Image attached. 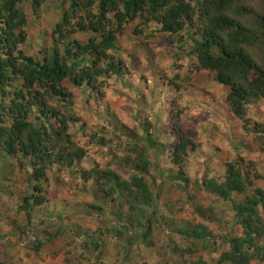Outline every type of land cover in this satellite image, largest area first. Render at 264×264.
<instances>
[{"label": "rangeland", "instance_id": "obj_1", "mask_svg": "<svg viewBox=\"0 0 264 264\" xmlns=\"http://www.w3.org/2000/svg\"><path fill=\"white\" fill-rule=\"evenodd\" d=\"M78 2L76 18L79 16L80 21L86 17H91L92 21L99 19L97 0H78ZM248 2L249 5L257 9L255 0ZM19 6L26 14L27 22L21 28L22 32L18 31L22 34L18 48L36 60H42L44 56L59 51L60 42L70 34L66 33L65 29L62 30V33L58 31V25L64 22L66 11L71 9L70 2L45 0L41 5L34 7L31 0H22ZM94 6L96 10L93 12L91 9ZM80 13H84V15L81 16ZM109 13L106 14L104 21ZM113 19L116 20L115 16ZM200 24L188 25L186 30L182 31L183 35L180 36V41H183L187 36L193 44V39L202 34V28L199 33L196 32L197 27L201 26ZM81 25L84 24L77 25L78 38L72 40L71 43H73L65 46V49L68 47L71 51V46L75 45L77 50L81 45V39L90 40L99 37L102 40L105 37L102 33L97 32L91 23L87 26ZM133 34H135V30H133ZM49 42H51V47H49ZM169 43L172 44V41L170 40ZM7 50L8 47H4V55ZM109 51L115 52L116 50L109 49ZM120 62H125L123 57H120ZM215 74L213 71L206 76L204 89L210 96L223 99L227 97L230 88L221 84ZM139 79L143 81L146 80V77L140 76ZM21 81H25V79L22 77L17 78L14 82L10 81L11 84L9 82L6 92L0 89V102L4 101L2 103L5 105L12 104L13 101L24 104V109L27 111L25 120L29 127L43 129L49 135L51 139L49 148L54 159L42 165L43 174H40L37 179L34 167L39 162L26 151L25 147L19 144L17 151L8 153L5 148L0 146V159L15 161V168L28 176L23 189L13 190L0 185V241L7 239V246L22 245V250L26 249L23 251L20 264H123L126 259H129L127 262L130 264H185L179 260L181 258L179 251L173 253V249L177 243L179 245L176 247H182L188 242L187 239H184L187 238L184 235L186 224L189 221V224L199 227L198 231H200V223L208 224L209 241L202 242L203 239L200 240L198 251L186 254L184 260H191L190 264H231L227 260L220 262V256L230 249V239L246 235L244 227L239 222H235L236 216L231 202L221 201L216 194L205 190L204 184L199 181H197L195 192H185L181 180H175L173 186L161 183L157 188L158 177H150L147 171H143L141 175L149 190L143 196L141 192L131 196L123 183L129 181L137 171L130 175H122L116 168L107 170L109 171L107 177L105 176L107 171L99 175L97 184L100 187L98 191L88 190L86 187L88 180L85 179V176L90 174L89 170L81 168V171H72L71 169L77 163L78 156L82 166L83 155L88 151L93 148L96 151L107 149L105 138L101 137L98 143L93 144L88 142L87 137H84L82 146L76 152H69L67 147L54 142L53 136L58 139L60 132L51 130L50 120L51 116L60 114L61 106L58 105L55 108L56 112L50 110L51 116H49V110L41 99L40 92H36L33 96L29 90L32 85L25 86L26 84ZM72 83L75 84L73 81ZM113 83L114 81L110 79L107 90L100 93L101 96L112 97L105 105L104 115L119 113L121 117L127 118L126 93L121 94L127 84L121 80L115 82V88H113ZM71 93L73 98L70 103L75 109L76 99L74 93L72 91ZM252 99L247 104V111L242 118L236 116L229 106L231 109L229 119L235 121L232 127L236 131L233 133L232 140L227 138L219 140L216 150L223 152L228 157L236 155L237 164L243 169L251 171L250 176L254 181L252 187L256 188L264 187V178L252 177L257 171V167L264 171V147H261L263 143L260 139L261 131L264 130V121L260 119L259 109L252 104ZM34 103L45 107V110L40 112V116L35 117L37 122L43 118L44 123H41L39 127H34L29 121L31 106ZM83 104L88 105V99H85ZM99 107L100 105H97V108ZM7 113L11 112L1 105L0 125L4 122L5 125L11 126L12 118L7 116ZM84 116H89L94 127L97 126L96 122L101 119V113L95 111L77 116L76 121L83 119ZM253 120L261 122L259 132L255 130L259 124L253 125ZM61 123L64 130L69 132L67 138L69 147H75L71 140V128L65 121L62 120ZM99 127L101 131L104 130L103 125H99ZM94 139L95 137H93ZM54 150H58L59 156H64V162L58 164ZM68 153L71 155L72 162L65 157ZM93 154L95 155V153ZM38 184L42 187L40 192L42 202L31 197L25 208L23 198L31 196L33 193H39L36 189ZM242 197L244 196L238 195L235 196V199ZM208 206L213 209L205 208ZM69 208L74 209L77 213L86 211L89 216L94 212L101 215L107 212L100 222V226L96 227V232L100 236L109 235L111 241L101 243L90 228H82L73 224V216L65 214ZM258 211L261 212L264 223V209L258 207ZM150 225L152 226L151 235L145 236L144 233L146 230L149 232ZM251 233L252 235L249 236L251 246H244V250L253 252L252 264H264V232L259 235L256 229H252ZM9 237L11 239H8ZM191 239L189 242L192 241ZM25 240H28V243H25ZM176 259H178V263Z\"/></svg>", "mask_w": 264, "mask_h": 264}, {"label": "clouds", "instance_id": "obj_2", "mask_svg": "<svg viewBox=\"0 0 264 264\" xmlns=\"http://www.w3.org/2000/svg\"><path fill=\"white\" fill-rule=\"evenodd\" d=\"M175 4L176 0H171L170 5L153 13L150 0H146L143 13H138L135 20L127 21L122 26L117 25L113 19L115 13L110 12L103 22L102 34L115 37L111 44H104L99 37L95 43L81 39V47L88 51L73 60L64 55L65 46L78 38L79 23L85 26L92 23L91 17L80 21L78 16L65 28V32L70 34L59 45L60 56L68 66L67 74L63 77L42 75L29 89L33 96L40 92L49 116L51 109L61 106L60 114L51 116V130L60 132L59 138L53 136V140L67 147L69 152H76L82 146L84 137L93 144L98 143L101 137L105 138L107 149L96 151L93 148L88 151L83 155L82 166L78 156L77 163L71 169L89 170L90 174L85 179L88 180L86 187L90 191L99 190L97 180L100 174L116 168L122 175H130L134 171L143 174L144 169H147L150 177H158L157 188L161 183L173 186L169 177L183 173L181 184L184 191L195 192L197 181L201 184L204 180L223 184L225 165L237 164L236 155L228 157L216 150L219 140H232L236 131L232 127L235 121L229 119V106L235 104V99H217L204 89L206 76L213 71L219 74L220 68L213 70L212 64L205 62V57L187 36L180 41L183 32L165 31L163 24L157 22L168 7ZM255 4L261 18L257 19L254 15L237 17L239 25L243 27L236 45L252 54L253 78L257 67L264 72V0H255ZM95 10L94 6L91 11ZM221 46L231 51L227 45ZM71 47L75 52V46ZM109 49L116 51L110 52ZM120 57H123L124 63L120 62ZM234 67L229 71L234 70ZM140 76L146 77V80H140ZM73 77L77 79L79 87L72 83ZM110 79L114 81L113 88L115 82L121 80L127 84L121 92L122 95L126 93L127 118L121 117L119 113L104 115L105 105L112 97L101 96L100 93L107 90ZM240 83H244L243 74L239 82L233 79L229 88L234 85L238 87ZM66 91L74 93L75 109L70 103L72 97L62 98L61 94ZM85 99H88V105L83 104ZM251 102L259 109L260 119L264 121V88ZM97 105L100 107L97 108ZM44 110L45 107L40 104L31 106L29 121L34 127L44 123L43 118L40 122L35 120ZM95 111L101 113L97 126H93L89 116L76 121L77 116ZM62 120L71 128V140L75 147H69V132L64 130ZM99 125H103V131ZM15 163L11 159H0V185L13 190L23 189L28 176L17 170ZM65 214L73 216V224L90 228L101 243L111 241L109 235L100 236L96 232V227L100 226L107 212L104 215L94 212L89 216L86 211L77 213L69 208ZM24 242L28 243V240ZM7 244V239L0 241V264H20L26 249L22 250V245Z\"/></svg>", "mask_w": 264, "mask_h": 264}, {"label": "trees", "instance_id": "obj_3", "mask_svg": "<svg viewBox=\"0 0 264 264\" xmlns=\"http://www.w3.org/2000/svg\"><path fill=\"white\" fill-rule=\"evenodd\" d=\"M45 0H31V4L35 7L41 5ZM70 2L71 9L66 11L64 22L58 25V31L62 33L76 18L78 8V0H66ZM249 0H176V4L168 7L166 13L158 23L163 24V30L168 32H182L189 25L199 24L196 32L199 33L202 28V34L193 39V45L204 57L206 63H211L213 70L216 67L220 68V73L215 74L216 79L223 85L229 86L232 80H241L243 74L244 83L239 86H233L227 93L228 99H235V104L230 105L236 116L242 118L246 113V106L252 97H257L258 93L264 88V72H261L259 67L256 68V75H252V54L244 48L237 47L238 38L241 33L242 25H239L236 17L240 15L256 16L260 19V13L257 12L253 6L249 5ZM22 0H0V89L3 92L9 87V82H14L17 78H24L25 86L32 85L40 79L43 75L63 77L67 74L68 66L63 62L59 51L44 56L42 60H36L32 56L24 53L22 49L18 48L20 43L21 28L27 22L26 14L19 6ZM171 4V0H150L151 11L153 13ZM235 5V7H234ZM122 6V8H121ZM146 6V0H100L99 1V19L92 21V26L97 32L102 33V25L107 13H115V21L118 26H122L127 21L135 20L137 14H142ZM181 17L183 19H181ZM82 24V23H81ZM84 26V25H81ZM20 31V33H18ZM114 36L103 37V42L106 45L111 44ZM96 38H91L89 41L95 43ZM73 43V42H72ZM71 43V44H72ZM227 45L231 51H226L221 45ZM75 46V45H74ZM4 47H8L6 56L4 55ZM87 48L78 47L73 52L69 48L65 49L64 55L75 60L80 54L86 53ZM95 51V48H93ZM48 54V53H46ZM254 54V53H253ZM234 67V70L229 69ZM38 70V71H37ZM72 81L79 86L75 77ZM11 84V82H10ZM247 85V86H245ZM72 97L71 91H66L61 94ZM5 97V96H4ZM1 101V96H0ZM4 102V101H2ZM0 106L7 108L11 113V126L5 125L4 122L0 125V146L5 148L8 153L17 151V145L21 144L26 151L34 156L39 163L35 164V177L38 179L40 174H43L42 165L49 163L54 159L52 151H50L51 139L43 129L30 128L25 120L27 111L24 109V104L13 101L12 104H3ZM53 112L55 108L51 109ZM245 118V117H244ZM1 120V117H0ZM260 121L253 120V125H258L255 130H260ZM254 130V131H255ZM253 131V132H254ZM262 132V133H261ZM260 133L261 142L264 144V130ZM58 144V143H57ZM58 151V150H57ZM57 151L54 153L57 156L58 164L64 162V156L58 155ZM66 158L72 162L70 153L65 155ZM257 167V166H256ZM147 169H144L146 172ZM109 171L105 172L107 177ZM251 171L245 170L240 165L228 163L224 175V183L217 184L215 181L204 180V189L216 194L221 201H229L232 204L235 212L236 221L244 227L246 235L237 236L230 239V249L222 253L219 261H229L231 264H252V251L244 250V246L250 247L249 236L252 235L251 230L256 229L258 234L263 233V217L258 207L264 209V187L253 188L254 181L251 179ZM183 173L170 176L169 179L174 182L181 180ZM253 178H264V171L257 167ZM124 187L129 190V194L134 196L141 192L142 196L149 190L147 183L139 171L134 173L130 180L123 183ZM39 193L23 198V206L29 202V198L37 199L42 202L40 192L42 187L38 184L36 188ZM242 195L241 199H235V196ZM209 210L213 209L208 206ZM204 209V208H202ZM234 216V217H235ZM190 222V221H189ZM186 224L185 235L187 243L182 247H176L174 251H179L180 261L185 264H190L191 260H184L186 254H192L198 251L199 241H209V226L205 222L200 223L199 227L195 224ZM152 226H149L145 231V236L151 235ZM192 238V239H191ZM183 239V240H184ZM190 239L192 240L191 242ZM129 255V254H128ZM123 264H130L127 262ZM178 263V259H176Z\"/></svg>", "mask_w": 264, "mask_h": 264}]
</instances>
